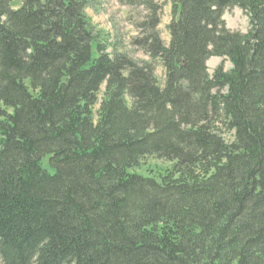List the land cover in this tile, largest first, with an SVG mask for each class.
<instances>
[{
	"label": "trees",
	"instance_id": "1",
	"mask_svg": "<svg viewBox=\"0 0 264 264\" xmlns=\"http://www.w3.org/2000/svg\"><path fill=\"white\" fill-rule=\"evenodd\" d=\"M13 1L0 0V264H264V0H171L168 45L155 0H118L146 10L131 44L163 86L153 62L108 53L92 0ZM236 7L246 34L223 19ZM214 57L231 68L210 75ZM150 157L172 165L134 172Z\"/></svg>",
	"mask_w": 264,
	"mask_h": 264
},
{
	"label": "rangeland",
	"instance_id": "2",
	"mask_svg": "<svg viewBox=\"0 0 264 264\" xmlns=\"http://www.w3.org/2000/svg\"><path fill=\"white\" fill-rule=\"evenodd\" d=\"M161 6V23L158 27L161 39L165 44H169L170 38L168 33V25L172 19L171 0H155ZM22 0H14L12 7L17 9L20 7ZM92 25L97 31L108 35L109 49L108 53L113 52L115 47L117 51L130 55L139 63H151L155 66V73L158 82L163 86L165 84V70L159 61H152L150 57L142 51L133 47L131 42L138 37L139 31L136 28V23H139L146 16V10L142 6H123L118 0H92V5L86 10ZM227 27L234 32L247 33L250 28L249 19L245 12L240 8L228 9L223 17ZM226 70L231 68V64L225 62L222 58H211L208 62L209 73L213 74L216 68L223 65ZM105 87L102 88V92ZM99 109V106L96 107ZM227 142L232 141L231 135L226 131L220 132ZM44 167L49 169L51 173L55 171L49 168L48 157H44ZM145 166L135 169L134 172L149 175L152 173H161L172 164L163 160H158L154 157L147 158L144 162ZM152 171V172H150Z\"/></svg>",
	"mask_w": 264,
	"mask_h": 264
}]
</instances>
